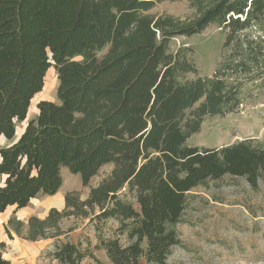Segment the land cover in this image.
Here are the masks:
<instances>
[{
    "label": "trees",
    "instance_id": "trees-1",
    "mask_svg": "<svg viewBox=\"0 0 264 264\" xmlns=\"http://www.w3.org/2000/svg\"><path fill=\"white\" fill-rule=\"evenodd\" d=\"M159 1L0 0V212L55 194L62 167L78 173L86 187L105 164L112 165L85 199L66 192L60 211L50 208L44 219L30 216L25 233L21 222L9 219L23 239L57 240L69 231L61 221L71 217L89 224L115 219L130 243L101 241L112 264H138L141 257L162 264L179 242L174 226L188 192L225 174L256 185L264 147L247 141L220 148L185 144L200 120L183 130V110L205 94L215 112L227 96L221 81L177 82L166 45L175 34L191 36L214 22L228 45L260 23L264 0H210L182 27L171 16L146 13ZM50 67L57 76L56 102L39 101L37 114L26 120ZM3 247L0 242V264H9ZM48 254L56 264H79L87 255L58 240Z\"/></svg>",
    "mask_w": 264,
    "mask_h": 264
},
{
    "label": "rangeland",
    "instance_id": "rangeland-1",
    "mask_svg": "<svg viewBox=\"0 0 264 264\" xmlns=\"http://www.w3.org/2000/svg\"><path fill=\"white\" fill-rule=\"evenodd\" d=\"M210 0H163L146 13L160 18L171 16L177 26L193 22L205 10ZM225 31L218 23H208L197 33L187 36L175 34L168 38L166 53L171 57L175 79L188 84L197 78L221 81V93L226 95L211 112L205 94L182 112L179 121L185 131L187 124L200 120L197 131L189 133L185 144L191 147L220 148L239 141H247L254 147H264V18L260 23L242 31L228 44ZM106 48L97 52L100 57ZM44 85L30 102L26 120L37 114L41 100L56 102L57 76L50 67ZM201 109L205 112L200 113ZM25 122L17 126L20 132ZM112 168L105 164L83 186L78 173L72 174L66 167L60 170L61 189L74 190L84 196L86 190L100 182ZM256 185L251 186L244 176L225 174L219 179H210L185 195L184 209L179 222L174 226L178 244L169 248L162 264H264V167L259 172ZM38 197H41L40 195ZM126 199L133 202L132 195ZM28 206V205H27ZM136 205H134L135 207ZM36 210L35 204L29 205ZM31 211V213L33 212ZM3 212V211H2ZM43 213L40 212V215ZM40 215H35L39 218ZM34 216V215H30ZM22 223V234L30 218L19 219L17 211L7 209L0 213V242H4L2 256L9 264H56L48 254L54 243L72 242L87 254L79 264H112L101 247V241L117 239L127 245L130 239L120 232V223L115 219L87 223L80 217L63 219V231L56 239L46 238L27 241L12 231L9 219ZM50 245V246H49ZM145 246V243H142ZM138 264H160L139 258Z\"/></svg>",
    "mask_w": 264,
    "mask_h": 264
},
{
    "label": "crops",
    "instance_id": "crops-1",
    "mask_svg": "<svg viewBox=\"0 0 264 264\" xmlns=\"http://www.w3.org/2000/svg\"><path fill=\"white\" fill-rule=\"evenodd\" d=\"M92 186H94V185H92ZM74 190L79 193V191H78L79 188L74 189ZM74 190H67V189L63 190L60 187L59 190L53 195H45L44 194V195H40L41 197H38L39 196L38 195V196L32 198L30 200L28 206H26V207L16 209V207L14 205V206L6 207L5 210H7V209L16 210L17 211V217H19V219L21 217H24V216L30 217L31 214L34 216L35 215L37 216V215H40V212H42L43 214L40 215L39 218L44 219L45 216L48 214V211L50 208H54V209L60 211V209H62L64 207V204H65V195L64 194L66 192H70V191H74ZM88 190H89V188L86 190L84 196H82L83 198L80 197L81 199H85L88 196V194H87ZM80 196H81V194H80ZM30 204H35L37 211H33L34 208L30 209V207H29ZM31 211H33V212L31 213ZM3 212H0V213H3ZM3 223H4V221L0 219L1 227H3ZM3 229H4V227H3ZM2 237L3 236L0 235V240H3Z\"/></svg>",
    "mask_w": 264,
    "mask_h": 264
},
{
    "label": "water",
    "instance_id": "water-1",
    "mask_svg": "<svg viewBox=\"0 0 264 264\" xmlns=\"http://www.w3.org/2000/svg\"><path fill=\"white\" fill-rule=\"evenodd\" d=\"M25 126H26V121H25L24 127ZM24 127H23V129H24ZM23 129L19 133L18 132H15L18 135L17 138H16V140L20 137V134L22 133Z\"/></svg>",
    "mask_w": 264,
    "mask_h": 264
}]
</instances>
